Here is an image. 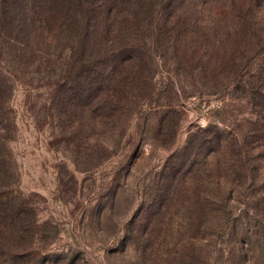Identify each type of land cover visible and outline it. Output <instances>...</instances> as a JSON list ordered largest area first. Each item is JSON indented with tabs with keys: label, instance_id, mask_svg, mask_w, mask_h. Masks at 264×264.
I'll use <instances>...</instances> for the list:
<instances>
[{
	"label": "rangeland",
	"instance_id": "obj_1",
	"mask_svg": "<svg viewBox=\"0 0 264 264\" xmlns=\"http://www.w3.org/2000/svg\"><path fill=\"white\" fill-rule=\"evenodd\" d=\"M151 1L80 67L0 25V264H264V0ZM72 75L98 107L57 117Z\"/></svg>",
	"mask_w": 264,
	"mask_h": 264
},
{
	"label": "trees",
	"instance_id": "obj_2",
	"mask_svg": "<svg viewBox=\"0 0 264 264\" xmlns=\"http://www.w3.org/2000/svg\"><path fill=\"white\" fill-rule=\"evenodd\" d=\"M150 5L151 0H0V25L2 31L12 34L8 37L12 38L22 54L37 51L39 48L35 47L36 44L58 40L61 36L60 42L66 47L72 60L70 64L80 67L81 60L75 56H80L87 48L94 51L95 38L107 41L108 36L117 37L125 29V25H134L143 18L150 11ZM128 36L116 49L111 48V45L103 48V54L125 55L120 62L121 70L129 63H134L135 52L141 48L130 40L136 38L135 36ZM89 38L92 40L90 43L85 40ZM55 86L56 116L65 114L67 109L70 114L71 111L72 114L76 111L79 114L86 105L93 109L98 107V101L94 102V94L83 89L74 75L70 78L64 76L62 82H57ZM8 89L5 80L0 78V172L6 170L9 158L5 152V142L9 136L2 133L9 120L4 109L9 95ZM9 203L8 196L0 197L1 234L16 217L15 213H10Z\"/></svg>",
	"mask_w": 264,
	"mask_h": 264
}]
</instances>
